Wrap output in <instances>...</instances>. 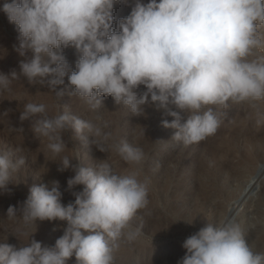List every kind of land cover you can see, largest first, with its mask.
Listing matches in <instances>:
<instances>
[{
  "label": "clouds",
  "instance_id": "clouds-1",
  "mask_svg": "<svg viewBox=\"0 0 264 264\" xmlns=\"http://www.w3.org/2000/svg\"><path fill=\"white\" fill-rule=\"evenodd\" d=\"M119 2L5 0L0 10L17 26L14 50L25 59L19 62V74L14 69L0 73V92L10 91L12 80L22 75L59 97L70 93L95 101L93 108L101 104L100 96H111L134 116L153 107L162 114V126L176 130L172 139L185 146L216 133L220 120L215 106L264 100V56L249 59L264 46L258 33L264 25V0H134L130 14L117 22L113 9ZM114 22L119 32L113 30ZM69 47L77 55L76 70L54 51ZM141 85L146 90H139ZM34 116L39 118L31 125L33 132L48 138L54 154L64 151L61 133L69 125L83 140L87 130L100 152L106 149L97 138L112 136L103 130L107 124L67 113L48 117L44 104L27 103L19 119ZM110 147L130 165L145 159L142 149L127 142ZM73 161L64 156L58 171L74 173L68 190L83 186L72 193L74 202L62 203L59 181L53 180L33 185L20 207L9 206L6 213L12 218L20 209L23 219L34 223L64 221L63 235L53 247H42L33 235L22 247L2 242L0 264H68L73 256L76 264H114L118 241L139 234L125 229L149 203L148 178L139 179V170L117 174L106 159H97L94 167ZM25 163L23 157L13 162L8 153L0 154V193L11 192V172ZM182 247L186 252L178 264H264V253L252 251L234 217L207 223Z\"/></svg>",
  "mask_w": 264,
  "mask_h": 264
},
{
  "label": "rangeland",
  "instance_id": "rangeland-1",
  "mask_svg": "<svg viewBox=\"0 0 264 264\" xmlns=\"http://www.w3.org/2000/svg\"><path fill=\"white\" fill-rule=\"evenodd\" d=\"M4 2L0 0V9ZM133 3L134 0H128L127 4L122 0L117 3L113 9L115 21L128 16ZM259 27L260 31L264 29V25ZM113 30L119 32L116 22ZM17 36V26L9 23L0 10V73L8 74L13 69L20 72L19 62L25 58L14 50ZM54 51L64 55L76 70L75 49ZM261 56H264V46L256 48L249 59ZM65 85H68L67 77ZM10 89L0 92V154L8 153L13 162L23 157L26 163L11 172L8 185L11 192L0 193V243L6 241L22 247L31 242L33 235L42 247H53L63 235L64 221L34 223L25 221L20 209L12 218L6 213L9 206L20 207L33 185L53 180L59 181L62 203L74 202L72 193L81 191L83 186L68 190L67 180L74 173L71 169L58 171L62 158L67 156L84 167H94L97 159H106L117 174L139 170V179L149 180V203L137 212L129 222L130 227L125 229V233L139 230V234L134 240L125 237L118 241L121 249L114 251V264H167L166 256L183 248L187 237L207 223L215 224L224 217H234L252 251L264 253V158L256 152L262 150L264 153V100L230 103L227 109L215 106L214 112L220 120L216 133L185 146L182 141L172 139L176 130L164 128L161 112L153 107H145L144 115L134 116L128 106L116 105L111 96H100L101 104L93 108L95 101L70 93L59 97L46 86L30 84L22 75L12 80ZM139 90L146 89L141 85ZM27 103L44 104L48 117L67 113L102 127L107 124L103 130L110 132L111 138L107 141L97 138V143L103 144L106 151L96 148L87 130L84 132L87 140H83L69 125L61 133L66 145L64 151L54 154L48 147V138L32 130L31 125L39 116L25 121L19 119ZM9 108L13 111L8 116L3 115ZM116 112H120V116ZM142 130L149 135L142 134ZM122 142L142 149L145 159L141 164L126 163L110 147ZM253 151L257 155L256 159L253 157L255 160L246 157ZM68 264H76L74 256Z\"/></svg>",
  "mask_w": 264,
  "mask_h": 264
},
{
  "label": "bare ground",
  "instance_id": "bare-ground-1",
  "mask_svg": "<svg viewBox=\"0 0 264 264\" xmlns=\"http://www.w3.org/2000/svg\"><path fill=\"white\" fill-rule=\"evenodd\" d=\"M263 27V26H262ZM260 28V27H259ZM258 33L259 34H261V37H264V29L262 30V31H260L259 29H258ZM251 57V56H250ZM121 111V110H120ZM147 111V110H146ZM148 112V111H147ZM122 113V112H121ZM116 115L117 116H120V112H116ZM115 114H114V116L113 117H115V119L117 118V116H116ZM111 119H113V118H111ZM114 120V119H113ZM117 120H118V118H117ZM116 122V121H115ZM162 124V123H161ZM159 128V127H158ZM159 131V130H158ZM150 132V131H149ZM142 134H148V131H146V130H142V132H141ZM237 134V133H236ZM149 135V134H148ZM147 136V135H146ZM235 136V135H234ZM140 137H142V136H139V138ZM149 137V136H148ZM237 137V136H236ZM250 137V136H249ZM138 138V137H137ZM239 138V137H238ZM241 138H242V136H241ZM253 138V137H252ZM141 139V138H140ZM114 142V141H113ZM248 142V141H247ZM246 142V143H247ZM255 144V143H254ZM257 145V144H256ZM18 146V145H17ZM242 146V145H241ZM246 146V145H245ZM244 146V147H245ZM248 147V146H247ZM255 147V146H254ZM257 147V146H256ZM241 149V148H240ZM243 149V148H242ZM245 149V148H244ZM257 149H259V148H257ZM262 149H263V147H262ZM219 150V149H218ZM256 150V149H255ZM210 151V150H209ZM215 151V150H214ZM244 151V150H243ZM242 151V152H243ZM250 151V150H249ZM256 152H258V155L261 157V158H264V153H262L263 151L262 150H256ZM256 152H249L248 154H247V158L249 157V158H251L252 157V159H253V157L255 158V156H257L256 155ZM115 153V152H114ZM228 154V153H227ZM231 154V153H230ZM244 154H245V152H244ZM263 156V157H262ZM260 157H259V159H260ZM227 158V157H226ZM229 159V158H228ZM256 159V158H255ZM255 159H253V160H255ZM258 159V160H259ZM216 162V161H215ZM238 162V161H237ZM223 169V168H222ZM230 169V168H229ZM261 169V168H260ZM230 171V170H229ZM232 171V170H231ZM230 173V172H229ZM232 174V173H231ZM229 176V175H228ZM212 181V180H211ZM202 184V183H201ZM219 212V211H218ZM134 218V217H133ZM138 221V220H137ZM146 223V222H145ZM135 224V223H134ZM147 224V223H146ZM150 225V224H149ZM149 225H148V228H149ZM146 232V231H145ZM123 244V243H122ZM118 248H120V247H118ZM121 249V248H120ZM121 252V251H120ZM185 252H186V250L184 249V248H181V249H178L177 250V252H174V253H171V254H168L167 256H166V258H168L167 260H168V263L167 264H178V261H179V259H180V257H183L184 255H185ZM116 257V256H115ZM116 264H118V263H116ZM160 264V263H159Z\"/></svg>",
  "mask_w": 264,
  "mask_h": 264
}]
</instances>
